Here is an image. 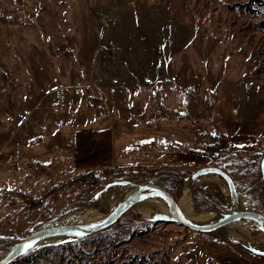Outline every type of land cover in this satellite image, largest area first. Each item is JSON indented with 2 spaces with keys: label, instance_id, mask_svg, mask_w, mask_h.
<instances>
[{
  "label": "rangeland",
  "instance_id": "1",
  "mask_svg": "<svg viewBox=\"0 0 264 264\" xmlns=\"http://www.w3.org/2000/svg\"><path fill=\"white\" fill-rule=\"evenodd\" d=\"M256 1L0 0V259L37 230L82 224L91 208L101 223L129 196L107 208L101 199L122 186L159 185L178 206L188 182L223 172L227 188L209 179L193 188L185 219L214 224L264 207ZM58 86L79 105L55 115ZM217 145L222 160L195 162ZM169 219L135 204L104 230L12 264H264L257 227L203 233Z\"/></svg>",
  "mask_w": 264,
  "mask_h": 264
},
{
  "label": "bare ground",
  "instance_id": "2",
  "mask_svg": "<svg viewBox=\"0 0 264 264\" xmlns=\"http://www.w3.org/2000/svg\"><path fill=\"white\" fill-rule=\"evenodd\" d=\"M208 179L209 180H215L217 182H220V183L223 184L222 186H224L226 188L228 186V181L224 177H222L220 174H218L216 172H208V173H205L203 175H200V176L196 177L195 179L191 180L190 182H188V184L186 185V188L183 191L184 192V196H183V198L181 200V203H179V205L177 206L178 207V214H179V217L181 219H183V220H185L187 222H190L189 220L185 219V217L188 216L189 211H190L191 206H192V191H193V188L195 186H197V185L203 184V182H206ZM150 190H152L153 193H155V191L153 189H151V188L145 189L143 191V193H141V196L139 197V200L136 203L137 206H138V208H139V210H140V212L142 213V215H144L146 218H152L156 214H161V215H164V216H167V217L169 216L170 217L171 216V213L169 211V204H168V201L166 199L165 200L167 201L168 208L167 209H164L162 207L161 208H159V207H153L150 204V202L147 199L144 198L146 194H149L147 192H149ZM137 191H138V186H127V187L126 186H122V187H118L117 189H115L114 191H112L110 193V195H108V197L102 198L101 199V203L104 206V208H107L110 205H115L117 203V201L122 197V195L128 194L129 197H127L124 200V201H126L131 196H133ZM155 194H158V193H155ZM120 205H118L116 207V209ZM238 210L244 211L241 208H239ZM254 212L259 213L260 215H262L264 217V207L261 210L254 211ZM101 213L103 214V211H101V210L99 211V210H96L95 208H91L89 210V212L87 213V216H86V218H85V220H84V222L82 224L79 225V224H72V223H70V224H66V225H76V226H81V227H87V226L88 227H94V226L100 224V222L98 223V221H99V219L101 217ZM223 217L224 216L222 215V219H223ZM222 219H220L219 221H221ZM105 220L101 221V223L104 222ZM239 220L242 223H244L245 225H247V226L257 227L256 229L257 230H260L261 231L260 233H263L264 234L261 225L257 221H255L253 219H250V218H241V219H238V220H235V221L231 222L230 224H233L234 222L239 221ZM218 222H216V223H218ZM190 223H192V222H190ZM216 223H214V224H207V225L197 224V223H193V224L200 225V226H213ZM230 224H228L226 227L228 228V226ZM80 235H81L80 232H78L75 229H72V230H69V231H66V232L56 233V234L48 235V236H45V237H40V238H37L35 240L33 239L32 242H30L29 244H27L25 246L23 253H25V252H27L29 250H33L35 248L37 249V247L38 248H41V247L49 246V245H57V244H61V243H67V242L73 241L74 239L76 240ZM28 245H31V247L28 248L27 247ZM3 253H4V255L1 257V259H3L4 257H6V255L8 254V252L7 253L6 252H3Z\"/></svg>",
  "mask_w": 264,
  "mask_h": 264
},
{
  "label": "water",
  "instance_id": "3",
  "mask_svg": "<svg viewBox=\"0 0 264 264\" xmlns=\"http://www.w3.org/2000/svg\"><path fill=\"white\" fill-rule=\"evenodd\" d=\"M260 169L263 174L264 172V155L261 158L260 161ZM221 173V172H220ZM221 175L225 174L222 172ZM147 188H151L155 191V193H158L165 197V199L168 201L169 204V211L171 213L172 219H169L170 221H173L174 223L184 226L186 228L195 230L196 232H203V233H209L213 231H217L221 228H224L231 222L241 219V218H250L255 221H257L264 232V217L260 215L259 213L253 212V211H235L233 213H230L223 217L221 221L216 223L213 226H200L196 225L190 222H187L179 217L178 214V207H177V201L174 199V197L167 192L163 187L153 184V183H144L138 186V191L131 196L129 199L124 201L104 222L100 223L99 225H96L94 227H81L76 225H56L48 228H43L40 230H37L24 238L23 240L16 243L9 251L6 257L0 260V264H12L16 259L20 257V255L24 254V248L27 244L33 241V239H37L40 237H45L48 235L66 232L72 229L77 230L82 235H92L94 233H97L101 230H104L108 228L109 226L116 223V221L121 218L131 207H133L139 200V197L141 196V193ZM167 219H162V221Z\"/></svg>",
  "mask_w": 264,
  "mask_h": 264
},
{
  "label": "built area",
  "instance_id": "4",
  "mask_svg": "<svg viewBox=\"0 0 264 264\" xmlns=\"http://www.w3.org/2000/svg\"><path fill=\"white\" fill-rule=\"evenodd\" d=\"M78 105L79 97L76 91L69 89L67 86H58L52 91L48 107L53 114L59 115L68 112ZM24 114L27 115L29 112L25 111ZM224 149L225 147L218 146L213 151L205 150L198 152L195 157V162H219L226 154V150Z\"/></svg>",
  "mask_w": 264,
  "mask_h": 264
},
{
  "label": "trees",
  "instance_id": "5",
  "mask_svg": "<svg viewBox=\"0 0 264 264\" xmlns=\"http://www.w3.org/2000/svg\"><path fill=\"white\" fill-rule=\"evenodd\" d=\"M257 3H259V4H261L263 7H264V3L263 2H261V1H256ZM245 8H248V10H250V6L247 4V5H245ZM259 26H261L262 28H264V21L261 23V25H259ZM218 146H220V145H217V146H211V147H209L207 150L208 151H213L214 149H216Z\"/></svg>",
  "mask_w": 264,
  "mask_h": 264
},
{
  "label": "snow or ice",
  "instance_id": "6",
  "mask_svg": "<svg viewBox=\"0 0 264 264\" xmlns=\"http://www.w3.org/2000/svg\"><path fill=\"white\" fill-rule=\"evenodd\" d=\"M27 247H28V248H30V247H31V245H28ZM253 251H256V250H255V249H253Z\"/></svg>",
  "mask_w": 264,
  "mask_h": 264
}]
</instances>
